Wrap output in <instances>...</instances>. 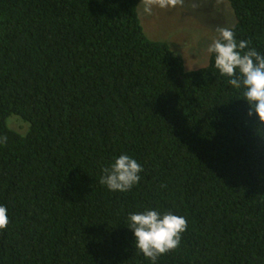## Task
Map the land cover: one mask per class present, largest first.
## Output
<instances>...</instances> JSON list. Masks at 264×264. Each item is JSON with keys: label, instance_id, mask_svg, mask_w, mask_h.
<instances>
[{"label": "trees", "instance_id": "obj_1", "mask_svg": "<svg viewBox=\"0 0 264 264\" xmlns=\"http://www.w3.org/2000/svg\"><path fill=\"white\" fill-rule=\"evenodd\" d=\"M227 1L264 55V0ZM139 2L0 0V264H152L128 228L145 210L187 222L156 264H264V123L214 54L187 71L149 38ZM123 154L140 180L110 191Z\"/></svg>", "mask_w": 264, "mask_h": 264}, {"label": "clouds", "instance_id": "obj_2", "mask_svg": "<svg viewBox=\"0 0 264 264\" xmlns=\"http://www.w3.org/2000/svg\"><path fill=\"white\" fill-rule=\"evenodd\" d=\"M183 0H145L146 10L151 5L160 8L176 7ZM218 35L212 39L207 52L214 54L215 67L221 76L228 77V84L234 89L243 88V97L251 116L255 113L264 123V55L250 47V41H237L231 28L217 29ZM142 166L127 154L120 155L109 167L102 169L99 183L110 191L127 192L140 180ZM129 227L135 237V246L156 264L159 256L175 250L180 245L181 234L186 230L187 222L183 216L170 212L161 215L155 210L130 214ZM7 209L0 206V231L8 226Z\"/></svg>", "mask_w": 264, "mask_h": 264}, {"label": "rangeland", "instance_id": "obj_3", "mask_svg": "<svg viewBox=\"0 0 264 264\" xmlns=\"http://www.w3.org/2000/svg\"><path fill=\"white\" fill-rule=\"evenodd\" d=\"M146 7L145 0H140L138 16L146 35L167 42L182 58L187 71L208 63L207 48L218 35L217 29L229 28L235 22L227 0H183L176 7L151 5L150 10ZM8 121L9 126L19 132L27 128V124L17 117L11 116Z\"/></svg>", "mask_w": 264, "mask_h": 264}]
</instances>
